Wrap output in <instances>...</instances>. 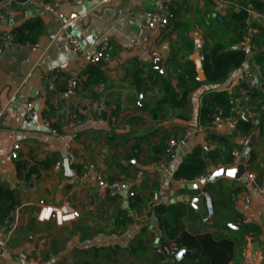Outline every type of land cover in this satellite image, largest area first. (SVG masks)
Wrapping results in <instances>:
<instances>
[{"label": "crops", "instance_id": "crops-1", "mask_svg": "<svg viewBox=\"0 0 264 264\" xmlns=\"http://www.w3.org/2000/svg\"><path fill=\"white\" fill-rule=\"evenodd\" d=\"M58 1L63 9L51 14L34 2L8 7L0 0V36L13 34L15 28L35 19L42 23L35 44L12 47L0 56V212L11 204L7 193L13 194L15 205L5 223H0V264H194L187 251L181 259L163 254L157 207L167 208L169 214L164 217L189 234L232 240L229 264H242L247 258L254 259L252 264H264V196L251 183L244 177H223L208 184H185L175 178L181 164L196 151L212 175L236 170L231 155L222 153L221 147L231 151L253 135L256 143L242 166H248L258 179L264 175V81L254 59L256 52L248 53L245 64L224 83L211 85L199 47L214 32L224 40L236 35V19L242 11L235 7L252 1H182L174 8L168 37L158 43L154 35L142 49L132 41L146 22V13L157 9L162 0H112L106 7H99V0L82 6ZM254 11L259 15L254 24L258 38L264 29V11L255 7ZM207 15L215 17L210 26L205 24ZM104 36L111 38V50L99 65L92 66L93 47ZM71 38L80 43L82 54L65 50ZM155 51L161 58L166 55L161 70L152 68ZM191 64L197 84L188 79ZM199 64L204 79H200ZM246 68L260 75L262 97L239 112L242 119L245 114L251 119H243L248 126L230 132L212 124L211 116L222 111L211 109V93L224 92L233 100L236 96L230 89L241 82ZM55 73L57 90L49 92L46 80ZM69 81L74 84V99L88 109L86 122L73 131L68 128L71 102L65 96ZM163 81L176 93L172 101ZM27 101L33 102L37 112L33 120L26 119L22 108ZM47 115L57 118V136L42 127ZM188 128L204 132L188 140L169 173L160 172L157 165L167 141ZM15 143L21 145L17 160L11 158ZM71 152L73 176L68 180L64 162ZM58 163L63 165L59 170ZM138 173L143 175L135 180ZM99 174L109 182L135 180V197L100 199L96 193ZM203 191L213 199L211 219L193 204ZM66 203L80 211L81 219L64 226L38 222L41 207ZM4 242L11 251L2 246Z\"/></svg>", "mask_w": 264, "mask_h": 264}, {"label": "built area", "instance_id": "built-area-1", "mask_svg": "<svg viewBox=\"0 0 264 264\" xmlns=\"http://www.w3.org/2000/svg\"><path fill=\"white\" fill-rule=\"evenodd\" d=\"M66 2H71L76 6H82L89 0H65ZM112 0H99V7H106L111 3ZM185 0H162L161 5L150 12H147L145 15V24L142 25L136 37L133 39V46L137 49H142L145 47L151 40L152 36L157 35L158 43H162L170 33V24L174 19V8L178 3H181ZM40 5V7L51 14H56L63 9V3L56 0L52 3H49L44 0H30ZM5 6L10 7L13 4L12 0H4ZM236 9L244 11L247 13L246 18V29L245 35L242 42V47L246 49L254 48V40L259 34V30L255 27V17L259 15L254 11L253 4L249 3L245 7L237 6ZM215 17L207 15L205 18V24L210 26ZM21 46L16 43L14 36L11 33H5L0 36V56L3 55L7 50L12 47ZM205 46L204 41L199 42V47L203 48ZM95 53L90 58V64L92 66L99 65L108 55L111 50V38L109 36L102 37L93 47ZM65 50L69 53L75 55H80L83 53V48L80 43L71 38L67 41ZM151 57L153 59H160L161 55L159 52H152ZM58 81V75L51 74L46 80V88L49 92H56V84ZM262 89V79L260 75L256 72L246 68L242 72L241 82L233 86L230 91L235 94L233 99L234 109L230 116H222L220 114L211 116V121L213 125L224 126L230 132L237 131L241 123L240 110L246 105L252 104L256 97L255 94ZM65 96L70 99V113L68 128L70 130H75L78 127L82 126L88 116V109L86 106L74 99L75 89L73 81H69L66 87ZM259 103H262L260 101ZM140 106V103H137ZM22 108L25 112V117L27 120H33L36 117V109L33 102L27 101L22 105ZM96 113V111H94ZM57 123V118L53 115H47L42 118V127L44 130L49 132L52 135L57 136L58 132L55 129V124ZM204 131L202 128H188L184 133L177 137H172L167 141L164 152L158 162V170L162 173H169L171 166L177 161L178 153L181 149L186 147L188 140L195 135L202 134ZM251 145L250 137H246L241 142L240 146L237 148L228 151L225 147H221V152L229 154L232 157L233 166L239 167L243 165V158L248 152ZM21 150V145L15 143L12 147L11 158L17 160L19 157V152ZM70 161L74 160L73 152L70 153ZM63 167L62 163L56 165V169L59 170ZM244 178L251 183L258 191L259 194L264 196V175L261 179H258L256 174L248 167L244 166ZM142 173H138L135 176V180H139L142 177ZM212 176L211 171L206 169L205 173L200 177L195 178L192 181L181 180L182 183H201L208 181ZM134 180V181H135ZM134 181L127 180L125 178H120L117 181L109 182L102 175H97L96 177V193L97 196L102 200L117 199L120 195H127L129 198L135 197V192L132 189ZM199 198H202L204 201V208L207 215V219H211L215 216V208L211 195L207 191H203ZM157 200V197H154ZM81 219V213L75 209L70 203L63 204L61 206H51L45 205L41 207L37 215V220L39 223H50L54 222L58 226H64L67 224L74 223ZM3 247H6L8 251H11L7 242L2 243ZM163 254L167 258H176L181 250L173 243L165 244L162 248ZM254 262L253 258L245 259L242 264H252Z\"/></svg>", "mask_w": 264, "mask_h": 264}, {"label": "trees", "instance_id": "trees-1", "mask_svg": "<svg viewBox=\"0 0 264 264\" xmlns=\"http://www.w3.org/2000/svg\"><path fill=\"white\" fill-rule=\"evenodd\" d=\"M256 11H264V0H251ZM247 13L241 12L237 15V34L232 38L224 40L215 36V32L208 37L203 47V70L206 80L211 85H220L224 83L229 75L240 69L249 58V54L245 50H231L234 46L243 42L245 35ZM42 23L35 19L26 22L21 27H17L13 31L14 40L20 45H33L36 43L41 33ZM256 52L254 57L260 67L261 76L264 81V29L261 36L254 40ZM188 79L191 83L197 84V72L193 64L190 66ZM169 95V100H173L176 93L173 87L166 81H163ZM262 90L255 94V97H262ZM212 101L210 107L216 111L220 109L222 116H230L234 109L233 100L227 93L215 92L211 93ZM240 125L248 126L241 117ZM240 127V126H239ZM201 152L196 151L190 155L180 166L175 174L177 179H185L192 181L201 176L206 167L207 161L201 157ZM11 204L6 212H0V223H5L9 213L13 211L15 205L13 202V194L7 193ZM159 215L160 225L162 227L164 244L173 243L181 251L190 252L191 262L194 264H229L233 259L235 243L229 239L216 240L211 234L192 235L184 230L179 223H172L166 217L169 214L167 208L157 207L155 211Z\"/></svg>", "mask_w": 264, "mask_h": 264}, {"label": "water", "instance_id": "water-1", "mask_svg": "<svg viewBox=\"0 0 264 264\" xmlns=\"http://www.w3.org/2000/svg\"><path fill=\"white\" fill-rule=\"evenodd\" d=\"M28 2H30V0H13V3H19V4H26ZM231 50H233V51L234 50H245L247 53H253L251 49L243 48L242 45H236ZM165 58H166V55H164V57H162L161 59L153 60L152 68L157 69V70H161L162 67H163V63H164ZM198 72H199V75H200V79H204L203 71L201 69L200 64L198 65ZM247 117L248 116L246 114L243 115V119L245 121H251V119H249ZM63 121H64V123L67 121V111H65V113H64ZM255 143H256V135H253V137L251 138L250 147H253L255 145ZM70 163H71L70 159H67L64 162L65 174H66V178L68 180H71L72 176H73V172L71 170ZM244 171H245V169H244V167L242 165L239 166L236 170H233V171H228V170H224L223 169V170L218 171L214 175H212L210 177V179L208 181H205L204 183L208 184L210 182H214V181H216V180H218L220 178H223V177H232V178H234L236 180H240L244 176ZM193 204H194L195 208L198 211H200L202 213L205 211L204 201L201 198L194 199ZM184 255H185V251H181V253H179V255H178V259H181Z\"/></svg>", "mask_w": 264, "mask_h": 264}, {"label": "rangeland", "instance_id": "rangeland-1", "mask_svg": "<svg viewBox=\"0 0 264 264\" xmlns=\"http://www.w3.org/2000/svg\"><path fill=\"white\" fill-rule=\"evenodd\" d=\"M244 1V0H243Z\"/></svg>", "mask_w": 264, "mask_h": 264}]
</instances>
